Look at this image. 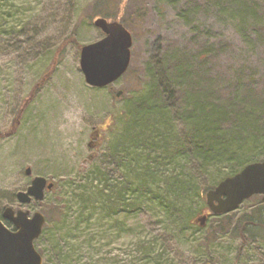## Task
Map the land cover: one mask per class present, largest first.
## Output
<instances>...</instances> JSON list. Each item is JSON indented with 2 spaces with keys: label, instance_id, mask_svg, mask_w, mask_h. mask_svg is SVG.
<instances>
[{
  "label": "rangeland",
  "instance_id": "374dc122",
  "mask_svg": "<svg viewBox=\"0 0 264 264\" xmlns=\"http://www.w3.org/2000/svg\"><path fill=\"white\" fill-rule=\"evenodd\" d=\"M103 1L0 0V214L7 206L31 215L43 212L46 235L35 241L40 252L50 246L48 211L57 197L75 205L68 181L90 177L122 134L123 113L150 88L152 57L165 46L208 43L213 49L228 43L214 72L224 81L240 77L248 85L264 84V0H125L123 14L133 35L129 69L109 86H91L80 67L79 44L103 37L93 22L95 6ZM70 36L75 41H68L50 70L56 50ZM108 117L113 123L102 128L100 144L90 145L98 141L91 138L93 131ZM91 153L95 158L84 163ZM145 155L136 166L123 165L116 172L139 187L140 204L109 212L97 202L90 220L58 233L62 250L48 263L44 258V264H264V228L251 226L243 237L236 228V220L253 210L264 219L261 194L234 210L230 223L211 216L199 227L193 220L206 201L192 210V201L169 196L175 187L171 178L181 171L178 163L164 165L155 153ZM249 157L261 160L264 149ZM148 163L156 172L146 175L142 167ZM36 175L56 182L57 188L42 200L22 203L17 192Z\"/></svg>",
  "mask_w": 264,
  "mask_h": 264
},
{
  "label": "trees",
  "instance_id": "16d2710c",
  "mask_svg": "<svg viewBox=\"0 0 264 264\" xmlns=\"http://www.w3.org/2000/svg\"><path fill=\"white\" fill-rule=\"evenodd\" d=\"M124 1L119 0L116 5L104 0L96 4L93 14L126 25ZM68 41H75V37L66 38L58 47L50 70L56 68ZM226 48L228 43L214 45L213 49L208 43L199 47L171 44L152 57L150 88L128 104L126 114L123 113L127 121L122 134L102 155L101 163L91 169L90 177L83 182L68 181L75 205L70 199L57 197L48 211V221H53L48 235L50 246L41 250L47 263L62 250L58 233L65 235L90 220L97 202H103L109 212L140 204L139 187L135 189L128 179L121 180L116 172L123 165L136 166L145 154L148 159L155 153L164 165L178 163L181 171L171 178L175 187L169 196L177 201H192V210L197 207L195 203L206 201V192L220 180L234 175L247 163L258 161L249 154L264 149V84L248 85L240 77L235 82L222 80L213 65ZM142 168L146 175L156 172L150 163ZM56 188L55 182L52 192ZM74 206L72 215L70 209ZM233 213L212 216L226 218L230 223ZM251 226L264 228V219L256 210L236 220L242 237ZM44 234L46 229L39 239Z\"/></svg>",
  "mask_w": 264,
  "mask_h": 264
},
{
  "label": "water",
  "instance_id": "95a60500",
  "mask_svg": "<svg viewBox=\"0 0 264 264\" xmlns=\"http://www.w3.org/2000/svg\"><path fill=\"white\" fill-rule=\"evenodd\" d=\"M94 24L100 28L104 36L96 41L86 43L81 48L80 66L88 84L95 87L108 86L118 80L129 68L132 59L133 36L131 31L120 21L109 20L99 16ZM122 90L116 94L119 96ZM109 117L104 124L96 128L91 138L98 137L100 144L102 128L111 123ZM96 153H91L84 163L92 161ZM31 174L30 167L26 169ZM54 186L44 176L36 175L25 190H19L17 197L22 203H30L33 199L42 200L46 191ZM254 194L264 195V161L246 164L239 172L221 180L216 187L206 192L208 209H204L194 218V223L204 227L210 214H224L236 210L240 204ZM264 198V197H263ZM4 219L12 222L9 227ZM46 222L45 214L29 210L15 209L7 206L0 214V264H43V257L36 248L35 240L40 237Z\"/></svg>",
  "mask_w": 264,
  "mask_h": 264
},
{
  "label": "flooded vegetation",
  "instance_id": "af4514ba",
  "mask_svg": "<svg viewBox=\"0 0 264 264\" xmlns=\"http://www.w3.org/2000/svg\"><path fill=\"white\" fill-rule=\"evenodd\" d=\"M258 195V194H257ZM263 197V196H262ZM250 199V198H249ZM248 200V199H247Z\"/></svg>",
  "mask_w": 264,
  "mask_h": 264
}]
</instances>
